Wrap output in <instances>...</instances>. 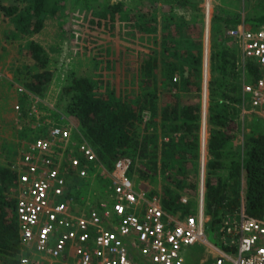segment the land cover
Instances as JSON below:
<instances>
[{"label":"rangeland","instance_id":"obj_1","mask_svg":"<svg viewBox=\"0 0 264 264\" xmlns=\"http://www.w3.org/2000/svg\"><path fill=\"white\" fill-rule=\"evenodd\" d=\"M50 1L48 11L56 8V13L49 12L46 15L40 31L25 32L18 29L11 17L4 14L1 5H17L19 12L28 17L27 22L32 23L37 19L34 15V2L0 0V163L11 167L26 149L30 137L35 132L30 128L31 118H34L32 114L42 116L40 120H44L47 118L45 113L53 114V111L58 109V116L64 117V122L73 135L87 140L81 123L69 109V102L65 98L67 96L62 93V87L69 76H85L97 80L100 78L105 83L102 87L104 91L114 89L116 94L121 96L130 93L141 96L148 94L157 111L155 118L152 111L144 110L140 119V133L152 138L149 141L147 157H141L138 149H131L128 156L120 160L129 164L130 175L135 176L136 189L139 185L142 186L143 182H147L153 186L155 192L159 191L163 197H168L165 191L170 188L172 196L177 194L181 198L180 204L186 208L194 207L199 198L197 184L202 171L199 166L204 157V150L206 163L211 157L207 144L211 131L215 128L209 123L210 52L212 46L219 48L223 40L226 48L231 50L233 47L226 34L228 24L220 19L213 20V15L218 18H233L239 21L240 25L246 18L264 15V0H196L199 3L198 8L151 0ZM119 1L125 3V10L130 13L131 20L116 22L115 29L103 34L98 47L89 52L87 43L81 40L84 36L83 30H87L89 22L96 13L103 10L106 3L114 4ZM142 13L148 15L141 18V23L149 25L150 29L154 27V31L143 32L136 26L139 18L136 16ZM32 43L38 44L44 50L43 55L48 57L44 68L30 52ZM235 48L236 56L242 58L241 50L236 46ZM145 55L156 61L158 75L156 86L148 87L146 91L139 70ZM98 57L103 59L99 66L96 65ZM217 58L219 59V56ZM107 59H111L110 64ZM199 61L200 64L202 62L201 66H198ZM229 71L228 78L233 79L236 76L234 78L238 83L237 89L250 78L248 75L243 76L240 65L230 67ZM183 72L185 79L190 81L187 85L191 88L189 91L180 88L183 85ZM165 74L172 77V83L178 84L176 88H170L173 84H166L163 80ZM215 75L217 81H221L222 74L216 71ZM173 77H177L178 81L175 82L177 78L173 80ZM199 78L201 88L196 90ZM33 81H37V84L33 85ZM38 81L44 82V85L41 86ZM30 86L37 88L32 90ZM176 94L183 104H201L197 158L182 156L183 150L176 154L175 150L179 147L170 150L171 142L177 146L182 143L179 141L180 135L171 133L172 131L163 127L160 121L162 107L171 102L172 95ZM215 101H220V97L217 96ZM236 105L237 110H231L223 128L229 135L223 151L226 159L232 154L241 153L251 136L264 133V119L252 112L249 104L241 101ZM17 106L20 109H17ZM35 109L39 113H34ZM47 109L49 111H46ZM204 125L206 142L202 136ZM97 169L99 170L95 182L89 183L84 193L92 189L93 192L90 193L93 195L97 191L102 192L107 186L104 167ZM208 224L207 222L208 240L221 246L219 237L222 225L209 230ZM195 252H200L196 255L198 257H195L198 260H186L185 264H210L211 258L214 257L210 247L196 245L186 250V259ZM14 259L17 261V255L13 257L10 253L0 252V264H13Z\"/></svg>","mask_w":264,"mask_h":264},{"label":"built area","instance_id":"obj_2","mask_svg":"<svg viewBox=\"0 0 264 264\" xmlns=\"http://www.w3.org/2000/svg\"><path fill=\"white\" fill-rule=\"evenodd\" d=\"M226 34L232 48L242 52L238 65L243 76L249 63L257 68L237 93L264 119V25L242 23ZM45 114L44 120L32 114L35 134L11 165L18 176L17 264H185L186 250L197 244L212 249L210 264H264V212L251 216L242 203L236 214L225 216L221 238L229 250L222 249L208 240L204 181L196 205L173 213L159 196L136 189L129 164L119 161L108 171L93 146L73 135L63 116ZM98 167H104L109 179L105 199L80 192L77 183L93 181Z\"/></svg>","mask_w":264,"mask_h":264},{"label":"trees","instance_id":"obj_3","mask_svg":"<svg viewBox=\"0 0 264 264\" xmlns=\"http://www.w3.org/2000/svg\"><path fill=\"white\" fill-rule=\"evenodd\" d=\"M32 1L34 2V15L37 17L36 21L32 23L27 22L28 17L19 12L17 5H1L4 14L11 17L17 28L25 32L40 31L46 15L49 12L54 14L57 10L54 8V10L48 11L50 0ZM151 1L166 4L175 2L186 8L199 7V3L196 0ZM105 5L102 11L94 15V18L89 22L87 30H83L84 36L81 40L87 43L89 52L98 47V43L103 39V34L115 29L116 22H129L131 20L129 19L130 13L125 10L123 1L114 4L106 3ZM145 15L148 14L142 13L136 16L139 17L136 26L143 32L154 31V27L150 29L149 25L141 23V18L145 17ZM217 19L223 20L228 24L226 25L227 30L230 27L239 25V21L233 18H218L213 15V20ZM244 22L250 27H260L264 25V15L256 18H246ZM31 26L33 27L31 28ZM234 50V48L231 50L226 48L223 40L219 48L212 46V52H210L209 57L211 75L209 82L211 92L209 123L215 127L211 131V138L207 144V150L211 156L206 165L205 180L206 214L211 217L208 221L209 230L221 224L222 218L226 213H233L239 209L241 205L240 188L243 177L246 179L244 199L246 212L255 217H261L264 212V133L251 136L246 142L245 151L242 155L235 153L228 159L223 155L229 139V135L223 128L227 123L231 110H237L236 104L242 101V97L236 91L238 85L234 78L236 76L233 79L228 78V75H230L229 68L238 66V56H236ZM43 51L36 43L30 45V52L35 56L37 62L42 64V67L48 63V57L45 54L43 55ZM107 52L110 56L109 49H107ZM218 56L219 59L217 58ZM99 58L96 61L98 66L103 62V59ZM107 62L110 64L111 59H107ZM201 64L199 61L198 66H201ZM139 70L142 83L145 84L144 91L148 87H155L158 80L156 61L149 55H145ZM216 71L222 74L219 82L216 79ZM247 72L250 80L257 73L256 66L249 63ZM46 74L51 75L52 73ZM184 74L185 72H183V85L180 88L189 91L191 88L187 85L190 81L185 79ZM174 78L177 77H173V80ZM163 80L166 81L168 86L173 84L170 86L172 89L178 85L177 83H172V77H169L168 74H165V79ZM177 81L178 78L175 82ZM200 81L199 78L197 82L198 89L196 90L201 88ZM34 82L32 84L36 85L37 81ZM38 83L41 86L44 85L42 81H38ZM104 84L103 79L100 78L97 80L85 76H69L66 84L62 87V93L67 96L65 98L69 102V109L81 123L87 140L97 152L99 162L110 171L115 168L121 159L128 156V152L131 149L135 151L138 149L141 157H147L149 141L152 138L143 136L140 133V119L144 110L152 111L153 117L157 115V111L153 101L149 100L148 94L141 96V94L130 93L121 96L117 95L114 89H106L104 91L102 89ZM40 85L38 86L39 90ZM30 88L34 90L37 87L30 86ZM41 89H44V87H41ZM217 96L220 97V101H215ZM57 110H52L55 117H59ZM201 118L200 102L183 104L177 94L172 95V101L161 109L160 121L163 127L172 131L171 133H179V141L182 143L177 146L174 142H171L170 147L172 148L170 150L179 147V149L175 150L176 154H180L179 152L183 150L184 155L182 154V156H192V158L199 156ZM34 134L35 132L30 138ZM202 136L204 142H206L205 125ZM203 163L204 165L206 163L205 150ZM222 175H225V177ZM17 179V173L8 164L0 163V252L10 253L13 257L18 256L21 248L18 217L15 209L18 194ZM165 193L169 195L164 197L165 207L168 210L173 209V207L178 209L181 198L177 194L172 196L173 192L170 188H167ZM172 201L177 206L172 205ZM225 249L229 250V247H225ZM13 264H17L15 259Z\"/></svg>","mask_w":264,"mask_h":264},{"label":"crops","instance_id":"obj_4","mask_svg":"<svg viewBox=\"0 0 264 264\" xmlns=\"http://www.w3.org/2000/svg\"><path fill=\"white\" fill-rule=\"evenodd\" d=\"M242 23H244L245 24V22H242ZM241 23V24H242ZM246 25V24H245ZM246 26H249V25H246ZM250 27V26H249ZM244 151H245V148L241 151V155L244 153ZM200 158H201V155H200ZM206 165H207V163H205V165H204V163H201V166H199V170H201V167H202V171H201V174H200V181H198V184H197V188H198V190H197V195L199 196L200 195V188H201V181H204V193H203V198H204V208H205V214H206V202H205V180H206ZM205 169V170H204ZM200 173V172H199ZM96 176H97V174H96ZM223 177H225V175H222ZM96 178V177H95ZM95 178L93 179V181H84V180H79L77 183H78V185H79V189H81V191L80 192H82L87 186H89V183H93V182H95ZM107 180H108V183H109V179L107 178ZM245 178L243 177L242 178V186H241V188H240V202H241V204L242 203H245L244 202V199H245V186H246V182H245ZM108 185V184H107ZM139 187H141L142 188V190L147 194V196L148 197H150V196H152V195H157V196H159L161 199H162V202H163V204H164V206H165V203H164V197H163V195L159 192V191H154L153 189H152V187L153 186H151L149 183H144L143 182V184H142V186L141 185H139ZM104 189H106V187H104ZM104 189H103V193L102 192H99V191H97V192H95L93 195H94V197H93V199H97V197H99V195L102 197L103 196V199H105V198H107V196H106V192L104 191ZM87 192H93V190L92 189H90V191L88 190ZM197 201H198V199H197ZM83 203H84V201H83ZM172 203V205H175L174 204V202L172 201L171 202ZM197 203V202H196ZM175 206H177V205H175ZM179 209H186V206H184V205H182V204H180L179 205V207H178V209H175L174 207H173V209L171 208L169 211H171V212H173V213H175L177 210H179ZM237 211H238V209H237ZM237 211H235V212H233V213H226L224 216H223V218H222V220L224 219V217L225 216H227V215H234V214H236V212ZM207 215V214H206ZM207 218L210 220V216H208L207 215ZM221 236H222V234L220 235V237H219V239H220V242H221V246H218V245H216V246H218V247H220V248H222V249H225V247H228V245L222 240V238H221ZM198 245V244H197ZM196 245H194V246H192V247H195ZM199 246H204V245H199ZM189 248H191V247H189ZM200 253V252H199ZM198 252H195L194 254L193 253H191L189 256H188V258L186 259L187 261H189V260H193V261H195L196 259L198 260V258H195V257H198V256H196L197 254H199ZM212 259V258H211Z\"/></svg>","mask_w":264,"mask_h":264}]
</instances>
